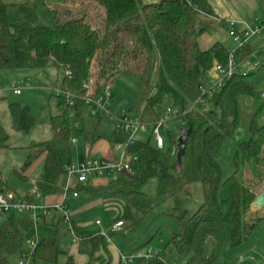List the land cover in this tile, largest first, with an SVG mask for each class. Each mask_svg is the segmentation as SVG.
Instances as JSON below:
<instances>
[{
    "label": "trees",
    "instance_id": "trees-1",
    "mask_svg": "<svg viewBox=\"0 0 264 264\" xmlns=\"http://www.w3.org/2000/svg\"><path fill=\"white\" fill-rule=\"evenodd\" d=\"M35 1L38 6L50 3ZM78 1L73 5L47 6L51 19L44 23L39 21L38 7L28 0H0V68H42L54 60L57 68L64 71L61 86L73 94L71 102L59 97L58 110L50 118L51 137L26 146L29 150L26 166L43 155L41 177L35 186L44 196L62 190L58 181L63 174L66 176L68 165L75 160V134L80 133L89 145L102 137L97 127L105 114L101 110L93 114L87 103L88 89L84 83L89 77H95L93 96H96L104 93L110 76L116 72L141 79L150 71L154 90L146 98L141 119L155 121L168 107L180 112L172 120H181L182 127L189 128L182 163H177V152L173 153L178 133L167 129L168 145L163 157L166 144L160 148L156 142L135 137L128 146L129 151L139 156L132 172L114 174L105 184L75 182L73 188L87 189L95 196L122 198L123 212L110 220L109 226L121 220L122 226L134 231L154 206L200 181L203 202L190 211L177 198L172 216L178 229L170 233L167 245L158 249L159 254L135 262L171 264L168 255L175 253L178 260L185 258L183 264H213L226 242L231 246L243 243L264 220V212L253 210L264 184V122L257 121L264 110V100L251 115L249 137L238 144L232 159L234 170L227 179L218 161L221 146L236 130L240 98L254 95L256 71L234 73L217 91L205 96L207 109L199 105L188 110L201 94V86L210 79L211 70L218 63L225 64L230 53L220 41L206 49L200 47L199 38L205 28L200 26L199 16L211 12L208 0H89L97 11L96 23L88 18L85 0ZM137 50L148 54L140 73L127 67ZM253 52L249 45L234 49L241 60ZM2 99L4 96H0ZM9 111L15 130L29 131L35 124L28 104L10 102ZM9 138L0 115V151L10 147ZM106 138L114 146L128 143L129 132L115 126ZM151 178L157 179L156 198L142 189ZM226 183L229 194L222 199L220 191ZM6 184L0 176V191H5ZM67 208H71L70 203ZM51 210L57 211L53 233L38 234L33 249L27 242L36 232L32 218L28 214H7L0 224V264H12V257L18 256L30 257V264H58L62 254L64 264H75L73 254L61 247V238L71 236L65 215L59 209ZM43 221L49 222V216ZM71 221L74 225L72 214ZM75 231L78 240L73 243L79 253L87 256L84 264H108L101 254L102 250L110 256L106 236L99 230L75 228Z\"/></svg>",
    "mask_w": 264,
    "mask_h": 264
},
{
    "label": "rangeland",
    "instance_id": "rangeland-1",
    "mask_svg": "<svg viewBox=\"0 0 264 264\" xmlns=\"http://www.w3.org/2000/svg\"><path fill=\"white\" fill-rule=\"evenodd\" d=\"M5 1H26V0H5ZM35 8L38 7L40 22L49 23L50 15L47 6H60L61 4L73 5L79 3L77 0H61L56 2L48 0L50 3L46 6H38L35 0H28ZM88 9V18L91 22H98L97 11L94 10L93 4L89 0H85ZM210 11L209 13H201L199 16L200 26L205 28V32L199 38L200 47L203 49L209 48L213 43L220 41L230 51L237 46L228 32L225 20L235 19L238 22L243 20L248 24H262L261 35L264 36V0H208ZM242 21V22H243ZM255 51L244 58L237 59L239 62L238 70L240 72L253 70L256 71L254 77V95L250 98H240V114L238 124L234 134L226 138L220 148L218 161L223 169L224 179L230 176L234 170L233 156L237 151L238 144L243 140L248 139L249 131L248 124L252 113L260 106L264 100V46H254ZM147 52L137 50L136 54L129 60L127 67L134 72L140 73L144 71V64L147 62ZM139 66H136L138 65ZM124 67V68H127ZM64 74L63 70H59L54 60L42 68H0V86L6 88L12 83L30 84L33 88L27 86L23 88L21 94L8 93L6 90L0 92V96L4 99L0 100V115L3 123L10 134L9 148L0 151V174L2 179L6 181L5 190L14 193L17 196H26L34 188L33 180H38L42 173V162H37L35 158L30 165L26 166V161L29 156V150L26 147L32 141H42L51 137L50 128L51 115L57 112V103L59 97L55 94L54 87H62L61 79ZM218 76L214 69L210 72V79ZM153 77L150 71L142 75L141 79L124 73L122 71L114 73L109 78L111 96L109 97V110L113 114H119L122 110H129L132 114L144 118V109L146 98L153 92ZM48 86V87H47ZM39 87V88H36ZM6 91V92H5ZM20 101L28 104L34 114L35 124L29 131L15 130L12 127L11 115L9 111V103ZM258 123L264 122V110L257 116ZM152 122V121H151ZM181 120H171L168 123V128L171 131L177 132L182 127ZM116 126V120L112 115H104L102 121L98 124L97 133L103 138L109 137L112 129ZM166 129V130H167ZM166 130L162 131L166 145L162 151V157L165 155L167 140ZM77 141L73 145L74 154L88 151L90 145L87 144L80 133L75 134ZM137 138L149 140L155 144V139L151 135V128L139 131L136 134ZM176 158V155H175ZM66 176H60L58 184L63 187L66 183ZM112 178V177H111ZM110 178V179H111ZM89 185V184H88ZM142 189L150 196L156 198L157 194V179L151 178L147 180ZM264 190V184L261 186ZM229 194V183H226L221 191L220 197L226 198ZM73 197V196H70ZM180 199L182 207L188 208L190 211L195 210L204 200V192L200 181H196L188 185L187 188L180 190L177 196H171L163 202L154 206L147 214L141 225L134 231L126 225L118 228L113 232L108 226L110 220L119 217L123 212L124 200L120 197H115L107 194L92 195L87 189L80 190L78 197L72 198L75 210L74 218L78 229L109 230L112 240H114V250L120 252L130 251L140 245L148 244L156 249H163L169 240L170 233L178 229V224L172 216L176 200ZM70 200V199H69ZM7 214H0V224L6 218ZM49 222L40 221L37 225V232L41 236H49L53 233L54 222L57 218V212L54 210L50 214ZM99 219L101 223H97ZM75 225V224H74ZM70 232V231H69ZM71 234V233H70ZM71 236H63L61 238V247L69 252L74 249ZM108 264H112V260L107 252L101 250ZM85 257V256H82ZM82 258H77V264ZM168 260L171 264H183L185 258L178 260L175 253L168 255ZM12 264H19L20 257H12ZM65 255L59 257L58 264H64ZM40 264V263H39ZM46 264V263H44ZM131 264H136L132 262Z\"/></svg>",
    "mask_w": 264,
    "mask_h": 264
},
{
    "label": "built area",
    "instance_id": "built-area-1",
    "mask_svg": "<svg viewBox=\"0 0 264 264\" xmlns=\"http://www.w3.org/2000/svg\"><path fill=\"white\" fill-rule=\"evenodd\" d=\"M227 24L228 32L231 38L235 41L236 47H246L250 43L252 36L257 34L261 27L260 25H239V22L235 19H228L224 21ZM239 62H237V57L234 50L229 53L228 61L225 64L218 63L215 66V70L218 76L214 79H209L200 88L201 94L196 98L194 102L189 106L188 110L193 107L201 105L203 109H207L208 104L205 103V96L211 95L217 91L224 82L229 79L234 73L239 72ZM94 73L95 71L92 70ZM69 73V71H67ZM94 84L95 77L91 75L87 82L84 83V87L88 89V96L86 97L87 103L91 106V112L96 114L101 110L107 116L112 115L116 120V127L118 129L129 132V142L128 143H118L116 147L120 149V156L118 159L114 158H100L96 156H88L84 158L75 159L71 164L68 165L66 169V183L62 187L59 199L54 202H43V193L36 186L30 193L26 196H17L9 191H0V214H28L34 223L35 233L30 238H28V246L33 249L36 246L38 240L37 225L40 221L47 218L51 212L52 208L59 209L63 211L65 215V220L67 223V228L71 233L72 241L77 242L78 236L75 231V227L71 221V212L67 208L66 200L70 196H78V190L73 188L75 182L85 183L93 177L102 176L104 174L112 173H123L132 172V166L135 161L138 160V154L128 150L129 144L133 142L136 134L139 131L146 130L148 127L151 128V134L155 139L158 147L162 148L165 145V138L162 131L168 128V122L180 115L177 109L168 107L166 111L155 121H147L141 119L139 116L133 115L127 110H122L119 114H113L109 110V97L111 96L110 84L107 83L103 94L93 96L94 94ZM31 87L30 84H16L3 88L0 86V92L7 90L11 91L13 94L19 95L23 88ZM55 94L58 97H64L67 101L71 102L72 93L63 87H54ZM73 141H77V138H73ZM177 152V146L173 148V153ZM100 223V220H96ZM123 225V221L119 220L114 222L110 229L115 232L120 226ZM107 238V241L111 242V237L107 234V231L103 229L101 231ZM156 254H159V250L153 246H147L141 249H137L130 254H121L120 261L121 264H131L140 258H149ZM30 257L20 258L19 264H30Z\"/></svg>",
    "mask_w": 264,
    "mask_h": 264
},
{
    "label": "crops",
    "instance_id": "crops-1",
    "mask_svg": "<svg viewBox=\"0 0 264 264\" xmlns=\"http://www.w3.org/2000/svg\"><path fill=\"white\" fill-rule=\"evenodd\" d=\"M60 1L61 0H54L55 3L56 2L58 3ZM242 21L243 20H241L239 22V25H241L242 27L245 25H252V26L260 25V27H261L260 31L251 37L249 46H251L254 49V51H255V48H254L255 45L264 46V36L261 35V32H262L261 30H262L263 25L262 24H254L253 25V24H248L247 22H244V21L242 22ZM28 88H33V87L31 86ZM36 88H39V87H36ZM89 148L90 149H88V151L86 150L84 152L77 153V155H75V159L84 158V157H88V156H96V157H100V158L108 157V158L118 159L120 156V152H121L118 147L112 145V143L107 138H103V137L96 140L92 145H90ZM37 158H38L37 162H40V161L42 162L43 155H40ZM0 176H1V174H0ZM113 176H114V174H112V173L104 174L102 176H96V177H93L90 180H88L87 184H90V185L91 184H93V185L105 184ZM1 178H2V176H1ZM65 181H66V178H65ZM36 182H37V180L35 181L32 179V183L34 184V187L36 185ZM61 184H59V186H58L59 189H61V187H62ZM261 191L262 190L260 189L259 193ZM78 192L80 194V191H78ZM60 194H61V190H59L57 193H54V194L45 195L43 197L42 201L43 202L57 201V199H59V197H60ZM79 194H78V196H79ZM78 196L69 197L66 200L67 205L69 203L71 204L72 214H74L75 210L73 208L74 202L71 201V199L78 197ZM253 210H258V211L264 212V205H257L256 203H254ZM72 217H73V221H74L75 226H77L74 215H72ZM50 218H51V216L49 215V220H50ZM108 226H109V224H108ZM78 230H88V229H78ZM98 230L102 231L103 229H98ZM98 230L96 229V231H98ZM106 231H107V233H109L108 230H106ZM110 237H111V235H110ZM107 242H108L107 247H108L109 252H110V258L112 260V264H121L120 255L122 253L130 254V253H133L134 251H136L137 249L144 248L146 245V244H144V245L137 246V247L132 248L130 251H127V252H120V250L119 251L114 250L115 242H114V240H112V238H111V242H109V241H107ZM69 253L73 254V256L75 258V264H77V258L78 257L82 258L78 264H84L85 261L87 260V256L85 254H81L78 252L76 244L74 246V249L70 250ZM82 256H85V257H82ZM213 264H264V220H262L258 224V226L255 228L252 235L243 243H241L237 246H231L229 242H226L224 244L220 254L216 258V260L213 262Z\"/></svg>",
    "mask_w": 264,
    "mask_h": 264
},
{
    "label": "water",
    "instance_id": "water-1",
    "mask_svg": "<svg viewBox=\"0 0 264 264\" xmlns=\"http://www.w3.org/2000/svg\"><path fill=\"white\" fill-rule=\"evenodd\" d=\"M189 134V128L188 127H180L178 130V136H177V153H176V160L177 163L180 165L183 160V155L186 149L187 145V139ZM257 205H264V190H262L257 198L256 202Z\"/></svg>",
    "mask_w": 264,
    "mask_h": 264
}]
</instances>
